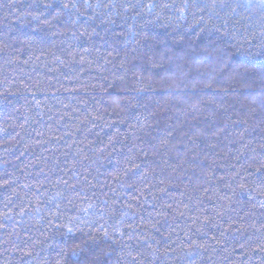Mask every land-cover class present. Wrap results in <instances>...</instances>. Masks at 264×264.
I'll return each instance as SVG.
<instances>
[{"label": "trees", "instance_id": "obj_1", "mask_svg": "<svg viewBox=\"0 0 264 264\" xmlns=\"http://www.w3.org/2000/svg\"><path fill=\"white\" fill-rule=\"evenodd\" d=\"M46 2L0 0V264H264V0Z\"/></svg>", "mask_w": 264, "mask_h": 264}, {"label": "snow or ice", "instance_id": "obj_2", "mask_svg": "<svg viewBox=\"0 0 264 264\" xmlns=\"http://www.w3.org/2000/svg\"><path fill=\"white\" fill-rule=\"evenodd\" d=\"M85 7L88 9H92L93 5L88 2V0H84ZM167 6V5H165ZM195 6V5H194ZM103 7H109V5H103ZM44 11L39 12L37 15L32 16V20L39 21L43 24H47L50 27H55L56 25H60L61 29L64 32L69 31L70 29H75V31L72 32V35L75 37L76 32L79 31L80 28L83 27L82 24L79 23V16H73L71 12H67L66 10L69 9H76L77 12H79V8L76 4V0H71V2H68V0H63L62 3L57 2V0H47L46 3L43 4ZM45 12H47L49 15L47 18L42 19V17L45 16ZM80 16H83V13H79ZM91 19V17H89ZM86 31V30H85ZM56 34H60L57 32ZM84 33L81 32L80 35H83ZM33 39V38H30ZM41 42H43L44 37H39ZM128 39L135 42L136 41V34L135 33H129ZM59 59V58H57ZM133 107H139V105H134ZM0 131H6V129L0 128ZM171 135V133H169ZM166 144V141L161 142V147H163ZM133 167L139 169L140 165L135 164ZM7 183V181H5ZM241 190L244 191L245 189L243 186H241ZM91 205L89 206V208ZM87 211V209H85ZM69 232L73 231L72 228L68 229ZM114 231H118V229H114ZM105 237L108 239H111V237L108 236V233L105 232ZM68 260H71L73 257H78L80 253L73 249L70 253L63 254ZM130 255V253H129ZM57 264H61L60 261L57 262ZM74 264H80L79 260L74 261Z\"/></svg>", "mask_w": 264, "mask_h": 264}]
</instances>
